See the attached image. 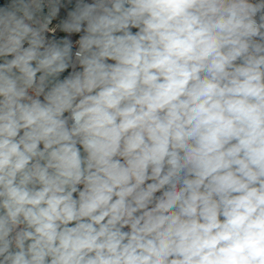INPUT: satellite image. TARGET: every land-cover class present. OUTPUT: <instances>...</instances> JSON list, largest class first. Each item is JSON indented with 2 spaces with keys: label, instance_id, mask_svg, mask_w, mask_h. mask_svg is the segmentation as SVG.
Masks as SVG:
<instances>
[{
  "label": "clouds",
  "instance_id": "clouds-1",
  "mask_svg": "<svg viewBox=\"0 0 264 264\" xmlns=\"http://www.w3.org/2000/svg\"><path fill=\"white\" fill-rule=\"evenodd\" d=\"M0 264H264V0H0Z\"/></svg>",
  "mask_w": 264,
  "mask_h": 264
}]
</instances>
